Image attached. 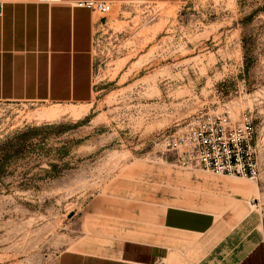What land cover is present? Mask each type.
<instances>
[{
	"label": "rangeland",
	"instance_id": "obj_1",
	"mask_svg": "<svg viewBox=\"0 0 264 264\" xmlns=\"http://www.w3.org/2000/svg\"><path fill=\"white\" fill-rule=\"evenodd\" d=\"M94 17L89 102H0V264L131 238L156 197L190 205L203 179L251 189L264 227V0L112 3ZM245 115L256 182L178 168L163 147L197 118Z\"/></svg>",
	"mask_w": 264,
	"mask_h": 264
},
{
	"label": "crops",
	"instance_id": "obj_2",
	"mask_svg": "<svg viewBox=\"0 0 264 264\" xmlns=\"http://www.w3.org/2000/svg\"><path fill=\"white\" fill-rule=\"evenodd\" d=\"M77 1L0 0V102L91 100L96 21L93 12L75 7ZM192 185L190 205L156 197L139 221L135 216L131 238L87 239L59 253L56 264H242L260 246L264 255V227L251 189L220 179Z\"/></svg>",
	"mask_w": 264,
	"mask_h": 264
},
{
	"label": "built area",
	"instance_id": "obj_3",
	"mask_svg": "<svg viewBox=\"0 0 264 264\" xmlns=\"http://www.w3.org/2000/svg\"><path fill=\"white\" fill-rule=\"evenodd\" d=\"M75 7L94 14L110 11L108 2L79 0ZM187 132L167 134L163 147L173 154V165L193 168L216 176L243 178L256 182L259 177L254 131L250 117L243 116L239 124H231L225 116L197 118ZM158 264H166L160 261Z\"/></svg>",
	"mask_w": 264,
	"mask_h": 264
},
{
	"label": "trees",
	"instance_id": "obj_4",
	"mask_svg": "<svg viewBox=\"0 0 264 264\" xmlns=\"http://www.w3.org/2000/svg\"><path fill=\"white\" fill-rule=\"evenodd\" d=\"M254 258V259H253ZM264 264L263 247L260 246L248 259L243 261L242 264Z\"/></svg>",
	"mask_w": 264,
	"mask_h": 264
},
{
	"label": "bare ground",
	"instance_id": "obj_5",
	"mask_svg": "<svg viewBox=\"0 0 264 264\" xmlns=\"http://www.w3.org/2000/svg\"><path fill=\"white\" fill-rule=\"evenodd\" d=\"M49 115H51V116H52V115H54V114H52V113H49Z\"/></svg>",
	"mask_w": 264,
	"mask_h": 264
}]
</instances>
